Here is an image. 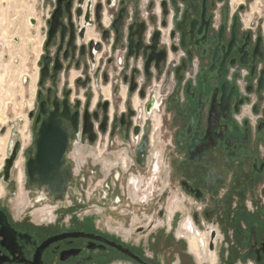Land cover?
Listing matches in <instances>:
<instances>
[{
	"label": "flooded vegetation",
	"instance_id": "1",
	"mask_svg": "<svg viewBox=\"0 0 264 264\" xmlns=\"http://www.w3.org/2000/svg\"><path fill=\"white\" fill-rule=\"evenodd\" d=\"M42 5L8 183L48 204L20 211L0 195V264H264L262 17L246 0ZM43 125L68 138L59 199L28 175Z\"/></svg>",
	"mask_w": 264,
	"mask_h": 264
},
{
	"label": "rangeland",
	"instance_id": "2",
	"mask_svg": "<svg viewBox=\"0 0 264 264\" xmlns=\"http://www.w3.org/2000/svg\"><path fill=\"white\" fill-rule=\"evenodd\" d=\"M246 4L244 13L249 19L257 20L261 16L260 20H264V0H246ZM42 13V0H0V136H5L9 131L7 145L0 140V165L8 156L9 140L23 137L26 144L28 141L23 125L35 96L44 40ZM2 128H5L4 132ZM14 130L19 134H13ZM22 151L19 153L18 167L23 165L26 156ZM20 171L14 169L11 179L19 178ZM8 182L0 177V195L5 197L8 194L10 203L18 205L20 211L47 206V201H36V192L24 181L13 192Z\"/></svg>",
	"mask_w": 264,
	"mask_h": 264
},
{
	"label": "water",
	"instance_id": "3",
	"mask_svg": "<svg viewBox=\"0 0 264 264\" xmlns=\"http://www.w3.org/2000/svg\"><path fill=\"white\" fill-rule=\"evenodd\" d=\"M4 131L5 128H2V132ZM13 134L17 135L19 132L14 130ZM37 137L38 150L36 157L28 161V175L30 176L31 183L36 185L39 191L42 188H46L53 199L62 198L66 190L65 179L68 172L61 168L58 169V167L62 162V156L67 147V135L64 132L60 136L50 133L43 125ZM54 140H60V143L52 144L51 141ZM18 143L19 141L13 139L9 142L8 156L5 159L2 172L0 173V177L5 182L10 179L14 161L17 156ZM52 147H58L60 150H50ZM53 164H56L58 167L53 168ZM14 182L15 181H11L9 185L12 192L16 187Z\"/></svg>",
	"mask_w": 264,
	"mask_h": 264
},
{
	"label": "bare ground",
	"instance_id": "4",
	"mask_svg": "<svg viewBox=\"0 0 264 264\" xmlns=\"http://www.w3.org/2000/svg\"><path fill=\"white\" fill-rule=\"evenodd\" d=\"M1 123V121H0ZM4 124V122H2ZM8 134H9V131L7 134H5V136H0V140L5 142L4 145H7V141H8ZM10 141V140H9ZM6 147V146H5ZM3 162H4V159H3ZM3 162L1 163V165H3ZM1 165H0V168H1ZM21 179V178H20ZM22 180V179H21ZM0 191H1V187H0ZM40 196H44L45 198H51L53 199V197L49 194V191L46 189V188H42L40 190ZM24 202V201H23ZM24 204V203H23Z\"/></svg>",
	"mask_w": 264,
	"mask_h": 264
},
{
	"label": "built area",
	"instance_id": "5",
	"mask_svg": "<svg viewBox=\"0 0 264 264\" xmlns=\"http://www.w3.org/2000/svg\"><path fill=\"white\" fill-rule=\"evenodd\" d=\"M4 127V126H3Z\"/></svg>",
	"mask_w": 264,
	"mask_h": 264
}]
</instances>
